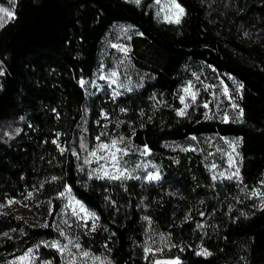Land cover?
<instances>
[{
	"label": "trees",
	"instance_id": "obj_1",
	"mask_svg": "<svg viewBox=\"0 0 264 264\" xmlns=\"http://www.w3.org/2000/svg\"><path fill=\"white\" fill-rule=\"evenodd\" d=\"M176 1L178 23L145 2L16 0L0 29V264L59 240L67 188L97 217L64 232L82 253L111 264H264V0ZM105 65L130 89L88 95L81 82ZM231 80L242 85L237 116ZM189 84L201 101L185 110ZM99 136L120 143L131 176L100 177L85 163L81 149ZM235 142L238 178L227 165ZM148 160L161 180H144ZM32 192L53 204L47 227L1 211Z\"/></svg>",
	"mask_w": 264,
	"mask_h": 264
},
{
	"label": "rangeland",
	"instance_id": "obj_2",
	"mask_svg": "<svg viewBox=\"0 0 264 264\" xmlns=\"http://www.w3.org/2000/svg\"><path fill=\"white\" fill-rule=\"evenodd\" d=\"M144 2L147 3L149 11H151L158 20L163 22L177 23V19H179L180 22L184 15V9L176 0L175 3L179 4L180 8L183 9L182 13H180L179 10L173 6L172 0H139V4ZM15 4L16 0H0V7L7 8L13 13L11 17H4L3 20H0V29L13 20ZM0 16H3V13H0ZM81 84L84 86L88 95L99 92L110 93V95H122L125 90L124 87H128L130 89L120 71L118 69L109 68L107 65L101 67L92 80L83 82ZM225 85L227 88V97L230 101L232 112L234 116H237L240 114L238 96H240L242 87H240L239 83L234 80H231V84L225 83ZM193 94H195V99H193ZM198 100L201 101L196 89L191 84L182 88L181 101L185 110L189 109ZM206 104V108L209 109V104ZM97 138L94 139L92 147L85 145L84 149H81L84 153V156L86 157V160L90 161L87 164L92 165L94 167L93 169L100 177L111 178L112 176H120L121 178H124L131 176L132 174H130L129 169L124 167V153H122L120 143H117L116 145L120 151L116 153L118 159L114 164L110 159L109 153L116 151L115 149L111 148V143L115 139L112 137L101 139L100 136ZM100 143L108 144L109 149L98 151L97 156L95 157L90 156L89 153L93 150H96ZM238 156V143L235 142L230 145V153L228 155L227 165L229 172L237 178L239 177V170L237 167ZM98 157L105 158L98 159ZM144 163L145 165L143 166V170H147V176L146 179H144L145 181L156 182L162 179L161 169H159L157 164L151 160H148ZM105 173H107V175H105ZM142 175L143 174L141 173V175L134 177L140 178ZM150 177L159 178L150 179ZM81 206H83L84 211H80ZM41 209L42 211H44L43 209L47 210L48 215L45 216L44 212H40L39 210ZM73 209L76 210L75 214ZM52 210L53 204L51 202H47L43 197L40 196L39 192H32L27 196L26 200L22 202L11 201V203L9 202L6 204L1 211L22 217L31 226L39 227L40 225H46L48 223L52 215ZM74 221H80L82 223L95 226L97 224V217L81 201L77 200L72 192L69 191V188H67L62 197L61 209L53 219V228L60 233L59 240L51 241L50 243L41 242L35 247L27 250L25 253L14 257L6 264H55L54 259H49L47 254L44 252L47 250H51L55 253V258L56 260H59L60 264H73V262L74 264H111L107 260L100 257H94L90 255L85 257L83 253L72 244V240H70L68 236L64 234V232L68 231V229L73 225ZM53 242H58L59 247L66 246L65 251L61 253L57 250V248L51 247L50 245ZM22 256L27 257V259L21 261L20 257Z\"/></svg>",
	"mask_w": 264,
	"mask_h": 264
},
{
	"label": "snow or ice",
	"instance_id": "obj_3",
	"mask_svg": "<svg viewBox=\"0 0 264 264\" xmlns=\"http://www.w3.org/2000/svg\"><path fill=\"white\" fill-rule=\"evenodd\" d=\"M131 2L136 3V4H139V0H131ZM172 3H173V6L176 9L179 10L180 13L183 12V9L180 8V5L179 4H176L175 3V0H172ZM0 13H3V16H0V20H3L4 17H11L13 15V13L11 11H9L7 8H3V7H0ZM176 22L178 23L179 22V19H177ZM81 83H83V82H81ZM240 87H242V85ZM227 94H228L227 93V89H225V95H227ZM193 99H195V94H193ZM205 107H207V104H205ZM180 114L183 115L182 112ZM97 139H99V138H97ZM116 145H117V142L115 140H113L112 143H111V148L112 149H115L116 151H113V152H110L109 153L110 159L113 161L114 164L117 162V159H118L116 153L120 151V149H118L116 147ZM105 149H109V145L108 144H105V143H100L98 145L97 149L96 150H93L92 152H90L89 155L95 157V156H97V152L98 151L105 150ZM101 158H105V157H98V159H101ZM89 162L90 161L85 160V163H89ZM105 175H107V173H105ZM111 178L112 179H119L121 177L120 176H112ZM158 178L159 177H150V179H158ZM69 191H70V189H69ZM80 211H84L83 206H81ZM73 212L75 214L76 213V210L73 209ZM44 226L47 227V225H44ZM46 246H48V245H46ZM50 246L51 247H54V248H57V250L60 251L61 253H63L65 251V248H66V246L65 247H59L58 246V242H53ZM76 247L78 248L79 245H76ZM145 251L147 252V251H149V249H145ZM202 254L203 255H209L210 253L203 252ZM83 255L85 257H87L89 254L87 252H84ZM25 259H27V257H25V256L20 257V260L21 261H24ZM73 264H74V262H73ZM156 264H173V262H167V261L161 262V261H157Z\"/></svg>",
	"mask_w": 264,
	"mask_h": 264
},
{
	"label": "water",
	"instance_id": "obj_4",
	"mask_svg": "<svg viewBox=\"0 0 264 264\" xmlns=\"http://www.w3.org/2000/svg\"><path fill=\"white\" fill-rule=\"evenodd\" d=\"M155 264H156V262H155Z\"/></svg>",
	"mask_w": 264,
	"mask_h": 264
}]
</instances>
